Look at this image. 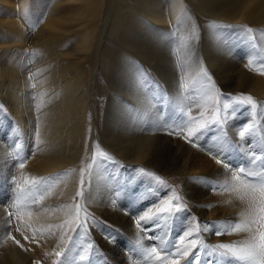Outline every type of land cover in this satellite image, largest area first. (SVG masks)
Instances as JSON below:
<instances>
[{"label": "rangeland", "instance_id": "obj_1", "mask_svg": "<svg viewBox=\"0 0 264 264\" xmlns=\"http://www.w3.org/2000/svg\"><path fill=\"white\" fill-rule=\"evenodd\" d=\"M11 1H15V5L12 7L8 6L7 3L5 4L4 0H0V20H5L3 24L0 23V46L13 41L12 36L15 34L12 30L13 25L6 22L19 19V30L16 32H22L23 39L21 43L14 42L13 45L18 47L13 53V46L12 51L10 50L11 53H9L11 56L14 55L11 58L25 59L23 67L27 68V79L33 87L31 93L33 98H30L33 103L34 98L39 95L41 90L37 87V80H40L41 76H36L35 73L38 68L33 67L34 56L39 55V53L31 49L33 45H45L40 40L42 35L37 36L38 32L42 34L45 31L39 30L35 35L33 34V31L38 28L39 24L35 23L38 22L40 16L31 7V0ZM104 1L102 11H110L117 3V0ZM120 1L131 6L135 4V0ZM163 1L166 4L164 5L166 26L171 25L169 30H166V27L165 29L162 28L163 26L159 28L158 22H152L142 14L138 16L143 21L144 29L158 31V34L168 36L167 39L170 41L169 45L172 46V54L180 78L182 95L180 101L170 99V91L151 66L144 61L141 62L142 60L128 51L126 47L116 50L123 54L122 59L130 65V71L133 72V76L137 79V83L149 102L151 101V108H158L159 120L163 121L166 126L165 132L160 134L164 136L160 142V146L163 144V147L156 145L161 155V159L157 160L156 163H159L158 168L161 166L164 171L148 165L131 167L122 159L120 160L108 146H105L97 138V130L102 125L106 99L110 91L105 79L101 78L99 74L101 69L97 59H99L100 52L103 51V45H110L106 39L107 36H113V34L108 33L111 11L107 19L103 15V19H101L102 16L101 18L98 17L95 37L93 36L91 43V40L87 43L88 45L92 44L90 51L84 50L77 53L78 60L82 62V67L88 69L84 73V78H86L85 83L83 82L85 89L81 91L84 94L87 92L88 95L84 110L86 117L82 122L81 129L78 130L82 136V149L78 157L67 161L58 169L43 173L40 176L22 169L19 163L24 156H28V159L35 152L33 155L39 153L50 157L62 150L63 145L60 144V139L65 140V137L50 133L52 128L45 119L44 112L33 103L31 108L37 109L33 112V118L37 119L38 125L34 139L37 140V142L35 141L36 146L29 144L27 148L21 149L24 138L21 136L19 127L12 120L3 123L0 117V142L6 148L11 159L13 158V165H11L8 176L10 190L7 187V192H9V196L11 195L9 200L6 199L4 182L0 181V210L3 209L7 213L4 220L7 226L3 232V238L4 236L12 237L19 241V244L28 248L21 249L22 254L26 257L23 264H99L94 259L96 256L107 259L103 248L99 244L96 246L89 240L92 230L88 227L87 221L100 217L85 205L83 198L84 191L90 188L89 178H93L91 171H95L93 168L96 166L99 168L98 175L108 179L114 192L118 190L114 193L116 194L114 196L115 202L119 205L116 207L117 211L123 209L132 218L136 219L138 215L141 217V219L139 217L136 219L139 228H141L139 233L134 234V236L118 234L122 241L127 238V244L124 248L127 252L130 250L128 253L133 258H136L137 255L140 256V254L134 253V250L128 245L129 243L134 247L137 242L145 246L154 245L156 250L161 251L164 246L160 240L165 238L168 242V244L163 242L165 246L179 247L178 250L172 247L175 251L169 253L170 264H180L183 260L182 257L186 258L183 264H223V259L226 258L225 252L216 248L222 238L215 233L220 225H223L220 222L225 219L214 220L213 217L209 216V219L199 227L198 222L201 219L194 215L192 199L199 198V193L204 192V196L210 201L206 203L208 210L217 211L220 204L215 200L221 196L223 198L222 206H230L233 201H237V208L247 209L251 212V198L248 195L243 196L241 192L234 189L230 193L229 200L225 201L228 195L223 193L219 187L213 186L216 183L213 179L216 180L217 178L214 176L218 174L224 176L225 171L221 170L224 164L231 170L238 167L237 164L241 158L247 156L244 149L246 144H251L250 153L254 151L255 161L264 170V2L259 4V8L255 6L247 9L245 18L229 19L214 16L210 9L205 10L208 5L215 7L226 5L223 0H197L196 5H194L195 1L188 0ZM46 9L50 8L46 7ZM247 14L254 15L252 19H248L246 18ZM63 16L65 15L60 12V17ZM101 27H104L102 33H100ZM233 28L238 30V38L234 34H228ZM79 29L78 31L64 32V35L59 37L57 41L60 43L58 45H64L61 48L63 52L66 51L67 46L79 44L80 35L78 34L83 31L82 28ZM209 31H214L215 36L222 40L226 49L232 50L230 53L234 57L237 56L238 65L234 66L235 70L230 80L213 78L212 74L205 70L204 72L198 70L195 74L189 70L187 60L183 55V45L191 43V41L187 42L186 36L188 34L198 36ZM29 46L30 48L26 50ZM84 52L86 55L92 56L91 59H89L90 57H83L85 56ZM75 56H69V60ZM7 59L6 52L5 54L0 53V66L1 64L7 65ZM10 60L7 61L10 62ZM90 69L95 80L90 77ZM242 72L248 73L251 78L250 82L242 81L244 80ZM116 97L132 111L135 110L138 113L141 111L127 99H122L118 95ZM248 97H251V103H249ZM171 102L174 107L170 106ZM168 106L171 108L170 120L168 119ZM6 114V108L0 106V116L4 117ZM242 132L244 133L243 136H241ZM199 134L209 135L206 138L208 145H201L198 139ZM181 142L189 147L190 144L198 145L197 152L201 154L210 153L207 154L208 158L204 166L208 168L209 173L207 175L184 176L180 170L165 172V168L171 164L170 160L173 157L175 147ZM212 146L215 148V152L211 151ZM219 146L221 148L218 151ZM167 147L171 148L167 149ZM193 150L195 149L193 148ZM220 151H226L229 157L223 156ZM212 156L217 160H222L221 163H216L213 169L210 166ZM236 170L238 176L250 178L247 173L242 172L239 168ZM190 188L195 191L192 195ZM21 194L25 196L22 200L19 197ZM70 205L74 207L71 208L72 211ZM30 210L36 213L35 217L30 221L26 217L20 223L21 214L26 216L25 214L31 212ZM73 219L76 220L75 224H73ZM100 219L104 222L103 226L110 227L111 224L107 223L105 219ZM218 223L220 224L218 225ZM109 229L111 230V228ZM185 230L191 231L188 234L190 244L187 243L186 245L181 242L180 246L174 245L178 236ZM105 234L108 235V233ZM77 235L84 240L86 239V242L81 239L79 245L84 243L88 249L80 253L76 263L73 261L75 254L72 257H66V259L65 255L71 252L73 245L71 240ZM238 235L242 236L240 233ZM135 239L137 240L134 242ZM4 245L5 243L1 241L0 252Z\"/></svg>", "mask_w": 264, "mask_h": 264}, {"label": "bare ground", "instance_id": "obj_2", "mask_svg": "<svg viewBox=\"0 0 264 264\" xmlns=\"http://www.w3.org/2000/svg\"><path fill=\"white\" fill-rule=\"evenodd\" d=\"M188 1H195L194 5L197 4V0ZM223 1L226 2V5L219 7L208 5L205 7V10L210 9L212 14L217 17L229 19L239 17L245 18L244 15L247 13V9L255 6L259 8V4L264 2V0ZM4 3H7V5L11 7L15 5V1L11 0H4ZM102 3L103 0H31L30 2V4H32L31 7H33V9H35L34 11L40 16L38 22L35 23L39 24L38 28L33 31V34L35 35L39 30L45 31L42 34L40 32L37 33L38 37L42 35L40 40L45 45H33L31 49L39 53V55L34 56L33 67L38 68L35 73L36 76H41L39 78L40 80H37V87L41 90L39 95L34 98L35 100H33V103L36 104L37 108L39 106L41 111L44 112L46 116L45 119L50 123L52 128L50 133L56 136L58 135L59 137H65V140L60 139V144L63 145L62 150L52 154L50 157L39 153L33 155L34 152L28 159V156H24L22 161H20L21 163H19V165L22 169L24 168L35 175L39 174L37 176L58 169L65 165L67 161L74 160L75 157H78L80 154L82 149V136L78 130L81 129L82 122L86 117L84 110L88 95L87 92L84 94L81 91L85 89V84H83L86 79L84 78V73L88 69L82 67V62L78 60L79 56L77 57V53L80 51L83 52L84 50L90 51L92 44L88 45L87 43L90 40V43L92 42L94 33L96 34L97 32V19L98 17L101 18L102 15L107 19L110 11L109 32L106 31L113 34V36H107L106 39H108L110 45H103V51L100 52L99 59H97L99 60L98 63L101 69L99 74L101 78L105 79L110 91L106 99L102 125L99 130H97V138H99L98 140L103 142L105 146H108L111 152L118 156L120 160L122 159L128 165H131V167L148 165L153 168H158L159 163H156V161L161 159V155L159 154L160 150H158L157 146L163 147V144L160 146V142H162L164 136L160 134L165 132L164 128L166 126L163 121L161 122L159 120L160 115L158 108H151V101L149 102V99L145 96L143 90L137 83V79L133 76V72L130 71V65L122 59L123 54L118 53L116 49L126 47L128 51L142 60L141 62L144 61L151 66L170 91V99L180 101V96H182L180 78L177 74L178 72L172 54V46L169 45L170 41L167 39L168 36L158 34V31H147L146 28H143V21L138 16L142 14L146 16L148 20L156 23L158 22L157 25L159 28L163 26L162 28L165 29L166 27V30H169L171 25L166 26L167 23L165 21L166 10L164 5L166 4L163 0H135V4L131 6L117 0L113 9L111 8L110 11H102ZM46 7L50 9H46ZM59 11L65 16L60 17ZM209 15H211L210 12ZM253 15L254 14H247L246 18L252 19ZM103 16L101 19H103ZM4 21L5 20H0V23L3 24ZM6 23L13 25L12 30L15 34L12 36L13 41L0 46V53L5 54L6 52V57L11 59L10 62L7 61L8 59L6 60L7 65L4 66V64H1L0 66V106H4L7 113L6 116L0 117L3 123L12 120L16 123L17 127H19L20 133H22L21 136L24 138L21 149H23V147L27 148L29 144L35 147V141L37 142V140L34 139L37 134L38 125L37 119L33 118V112L37 109L35 108L36 110H34V108H31L33 103L30 98H33L31 95L33 87L27 79V68L25 69V66L23 67L25 59L20 57L11 58L14 55L11 56L10 54V50L13 46V53H15L16 47H18L13 45L14 42L21 43L23 39L22 32H16L19 30L18 23L20 24V21L16 19L9 20ZM104 23L106 25V22ZM79 28L83 29V31L78 34L80 37L77 36L79 37V44L69 45L66 51L63 52L61 48L64 47V45H58L60 41L57 40L60 36L64 35V32L67 33L73 30L78 31L80 30ZM103 28L101 27L100 33H102ZM214 33V31H209L199 34L198 36L194 34L191 36L188 34L186 40L187 42L191 41V43L183 45V55L192 73L195 74L198 70L204 72L205 70L206 72H210L213 78L230 80L235 70L234 66L236 64L238 65L237 56L234 57L230 53L232 50L228 51L222 44V40L215 36ZM228 34H234L237 38L239 35L238 30L235 28L229 31ZM29 48L30 46L26 48V50ZM84 53L85 56L83 57H90L89 59H91L92 56L86 55V52ZM69 56H75V58L72 57V60H69ZM80 59L82 60V58ZM89 72L90 77L93 78L94 76L91 73V69ZM241 74L244 77L242 81L250 82L251 78L248 76V73L242 72ZM93 80L95 79L93 78ZM243 86L245 87V85ZM116 95L122 99H127L141 111L139 113L135 110L132 111V109H129L123 101L121 102L116 97ZM39 99L40 102L38 103ZM170 106L174 107V104L171 102ZM169 108L167 111L168 119L170 120L171 108ZM207 137H209L207 134L198 135L201 145H208L206 141ZM52 138L54 137L52 136ZM250 145L246 144L244 146L247 156L243 157L244 160L241 158L237 164V168L231 170L225 164L222 166L221 170L225 171L224 176L219 174L214 176L217 179H213L216 181L213 186L219 187L223 193L228 195L225 201L229 200L230 193L234 189L241 192L243 196L248 195L251 198V212L247 209L237 208V201H233L230 206H222L223 198L221 196L218 197L217 200L214 199L220 204L217 211L208 210L206 209V203L210 201L204 196V192H201V194L199 193V198L192 199L193 207H191L193 208L194 215L201 219V221L198 222L199 227L205 223L204 221L209 219V216L213 217L214 220L225 219L220 222L223 225H220L219 230L223 234H220L222 240L218 242V245L229 244L239 248L245 245L246 242L252 243L254 241L258 252L261 244L260 234L264 233V226H262L264 225V211H261V209H264V193L260 191V183L262 177H264V170L255 161L254 151L250 153ZM169 148L171 147H167V149ZM193 148L195 150H193ZM220 148L221 146L218 147V151ZM51 149L55 150L54 148ZM162 149L165 150V148ZM198 149V145L193 146L190 144L189 147L184 142L178 143L173 151V157L170 160L171 164L165 168V172H177L180 170L184 176L207 175L209 171L208 168L204 166L208 158L207 154L210 153L206 152L201 154L197 152ZM211 151H216L213 146L211 147ZM220 152L223 156L229 157L226 151ZM211 158L210 166L211 169H213L219 159L217 160L213 156ZM12 159L6 148H4V145L0 142V181L4 182L7 200H9L11 196L8 195L9 192H7V187L9 189L10 181L8 176L11 165H13ZM219 161L222 162L221 159ZM21 165H23V167ZM238 168L240 170L243 169V172L247 173L250 178L238 176L236 174V169ZM93 169H95V171H91L93 178H89L90 188L89 190H85L83 194L85 205L95 215H98L100 218L105 219L107 223L113 225H110V230L106 228L107 226L102 225L104 222L100 218L88 219V227L92 230L89 240L96 244V246L99 244L103 248L107 258L96 256L94 259L97 260L99 264H170L169 253H174L175 249L173 248L178 250L179 247H174L172 245L170 248V246H165L163 244V242H167L165 238L160 240L164 246L161 251L156 250V246L154 247V245L145 246L137 242L134 247L129 243L128 245L134 250V253L140 254V256L137 255L136 258L130 256L128 253L130 250L127 252L124 248L127 244V238L122 241L118 234L134 236V234L139 233L141 228H139L136 219L138 217L141 219V217L138 215L136 219L132 218L123 209L122 211H117L116 207L119 205L115 202L114 196H116V194L114 193L118 192V190L114 192L108 179L98 175L99 173L97 171L99 168L97 166ZM158 169L164 171L161 166H159ZM253 187H255V191H252ZM194 192L195 191L190 188V194L192 195ZM19 197L20 200H22L25 196L21 194ZM72 207L73 205H70V209ZM6 214V211L4 212L3 209L0 210V242L3 241L5 243L0 252V264H23L26 257L22 254L21 249L28 248L23 244L16 243V240L9 236H4L3 238V232L7 226L4 221ZM25 215L26 216H23L21 214V218H19L20 223L23 222L21 220H25L26 217L27 220H32L36 213L32 210ZM75 221L76 220L73 219V224H75ZM220 223H218V225ZM236 223L248 225L247 230H234V225ZM146 224H148V221H146ZM105 233H108V235ZM189 233H191L189 230L182 232L174 245L180 246L181 242L186 245L187 243L190 244V240H188ZM238 233L242 236H239ZM81 239L82 238L78 235L72 238V250L65 255V259L75 254L73 261L77 263V258L79 259L80 253H83V250L87 251L88 248L84 243L83 245H79L81 244ZM136 240L137 239H135L134 242ZM84 242H86V239ZM221 250L225 252L226 257L223 259V264H248L247 261L234 260L231 253L224 249ZM172 255L174 256V254ZM181 259L183 260L180 264H183L186 258L184 259V257H182Z\"/></svg>", "mask_w": 264, "mask_h": 264}, {"label": "snow or ice", "instance_id": "obj_3", "mask_svg": "<svg viewBox=\"0 0 264 264\" xmlns=\"http://www.w3.org/2000/svg\"><path fill=\"white\" fill-rule=\"evenodd\" d=\"M249 103L252 102L251 97L247 98ZM244 133H241V136H243ZM221 161H217V163H220ZM23 167V165H21ZM243 172V169H241ZM238 179V177H237ZM255 187L252 188V191H255ZM260 191L264 193V177H262L261 183H260ZM77 195H80V193H77ZM261 211H264V209H261ZM264 226V225H262ZM248 225L236 223L234 225V230L240 231V230H247ZM19 230V229H17ZM217 235L223 234L219 229H217L216 233ZM12 238V237H10ZM27 239V237H25ZM14 239V238H13ZM255 239V238H254ZM260 240L261 244L259 246V252H257V246L255 242L252 243H245L242 247H237L235 245H229V244H220L216 246L217 249H224L227 252L232 254V258L237 261H247L248 264H264V233L260 234ZM16 243H19V241H16ZM59 255V253H57Z\"/></svg>", "mask_w": 264, "mask_h": 264}]
</instances>
